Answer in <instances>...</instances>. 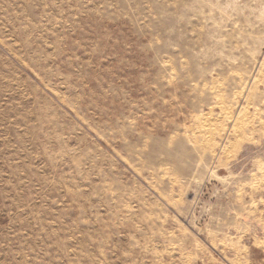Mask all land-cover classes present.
<instances>
[{
	"label": "rangeland",
	"instance_id": "1",
	"mask_svg": "<svg viewBox=\"0 0 264 264\" xmlns=\"http://www.w3.org/2000/svg\"><path fill=\"white\" fill-rule=\"evenodd\" d=\"M0 264H264V0H0Z\"/></svg>",
	"mask_w": 264,
	"mask_h": 264
}]
</instances>
